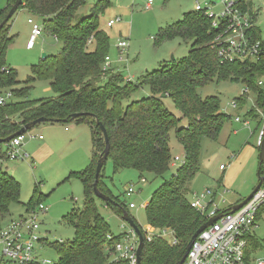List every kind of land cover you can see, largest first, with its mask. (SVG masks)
I'll use <instances>...</instances> for the list:
<instances>
[{
  "label": "trees",
  "instance_id": "trees-1",
  "mask_svg": "<svg viewBox=\"0 0 264 264\" xmlns=\"http://www.w3.org/2000/svg\"><path fill=\"white\" fill-rule=\"evenodd\" d=\"M14 1L10 0L0 11V23ZM84 4L85 0H22L19 9L40 18L43 32L59 42L62 48L57 55L46 56L38 65L32 66V77L27 80L29 84L35 79L48 81L53 98L0 106V162L8 160V143L1 140L34 120L43 117L58 120L59 124H85L90 131L92 157L84 170L71 172L68 177H75L83 184L84 205L80 210H72L65 218L74 228V239L51 244L58 257L54 264H128L126 261L110 263L104 252L105 245L111 246L120 238L111 235L94 203L95 167L104 150L103 135L96 122L105 128L113 172L132 169L138 172L140 179L147 174L161 178L170 170L174 157L169 144L173 133L183 150L184 164L152 194L146 207L147 224L157 234L147 242L142 233L144 247L140 264H176L193 234L206 222L186 197L190 183L200 171L201 140H216L229 119L221 112L218 97L203 99L197 89L214 78L218 81L240 80L256 95L257 107L262 110L264 92L257 82L264 70V56L256 62L219 64L211 48L215 30L211 28L210 19L190 12L157 36L158 41L179 37L189 42L188 57L163 65L140 81L130 82L112 70L102 71L109 46L106 33L99 29L98 18L106 4H96L88 16L77 19L78 10ZM242 9L246 7L243 5ZM9 22L0 31V90L15 83V72L5 65L4 58L13 41L8 35ZM251 34L255 39H261L259 29H252ZM262 46L264 48V38ZM143 87L149 89V96L131 100ZM165 98L173 101L180 118L166 109ZM242 99L236 100L238 108L245 103ZM74 114L85 115L72 120ZM248 114L258 118L256 110H250ZM182 120H185L183 126ZM259 175H263L260 165ZM102 176L101 170L99 191L115 203L106 205L120 217L124 212L128 213L120 199L103 184ZM19 197L18 183L0 168V229L11 204L19 203ZM39 202L35 191L26 208L34 209ZM163 231L172 234L171 242L159 236ZM108 235L113 241H107Z\"/></svg>",
  "mask_w": 264,
  "mask_h": 264
},
{
  "label": "rangeland",
  "instance_id": "rangeland-1",
  "mask_svg": "<svg viewBox=\"0 0 264 264\" xmlns=\"http://www.w3.org/2000/svg\"><path fill=\"white\" fill-rule=\"evenodd\" d=\"M9 1L0 0V11L7 7ZM196 2L202 7L210 4L211 10L209 11L215 14H219L222 10L220 0H85V4L78 10L77 19L88 16L96 4H106L102 14L99 15L98 24L99 29L104 31L108 37L107 55L111 67L124 80L137 82L142 80L147 73L163 65H169L173 61H181L188 57L189 42H184L179 37L158 41L157 36L161 30L179 22L185 14L193 12ZM251 2L259 12L257 27L264 36V0H251ZM146 5L150 6L148 10H145ZM29 19L39 26L42 25L40 18L24 9H19L8 25V35L13 41L4 58L5 65L15 72V83L2 90V93L10 94L6 104L54 97L48 81L35 79L29 84L27 80L32 77V66L40 63L42 55H57L62 45L43 32L42 36L36 40L34 48L27 49L26 45L31 31ZM116 19L119 21L112 27H107L108 21ZM119 40L126 41L128 44L121 62L118 61L116 49ZM258 80L262 81L264 87V70ZM244 90L245 85L240 80L218 81L217 78L197 89L198 95L203 99L218 97L220 110L229 119L223 125L216 140L208 138L201 140L200 171L189 185L186 196L189 203L194 200V195L205 189L221 193L222 187L219 183L227 175L231 176L227 182L229 191L223 194L226 203L230 200L243 201L258 184L257 140L262 124L259 123L258 118L248 114L250 110H259L256 95L252 92L244 95ZM21 91L23 93L19 94ZM149 94V89L143 87L131 97V100L146 98ZM243 95L245 103L239 108H233L232 103L237 99H242ZM163 103L172 115L180 118V113L171 99L165 98ZM236 117H239L241 122H235ZM244 121L248 122V126L243 124ZM184 122L185 120H182L181 126ZM45 127L49 126L38 125L23 135L21 150L29 155L28 160H5L0 162V168L18 183L20 189L19 203L11 204L9 215L6 218L16 219L25 215L26 206L35 191L40 201L39 204L47 208L46 213L38 218L41 225L37 234L44 241L36 245L35 250L41 247L42 250L38 253L39 260H48L54 264L58 257L51 244L67 243L74 239V228L65 218L72 210H80L84 205L83 184L75 177H68L70 172L81 171L88 165L92 157V146L88 127L80 124L74 127L69 134L56 132V135L48 138V141L55 136L56 140L59 139L58 145L40 148L35 153L39 145L37 137L41 136L45 139L47 136L43 129ZM28 134L34 138L28 139ZM169 146L172 157H182V149L173 133ZM249 148H253V153L248 155L246 151L250 150ZM33 153L35 156L32 155ZM241 155L240 162L237 163ZM173 163L175 165L161 178H153L152 175L147 174L140 179L138 172L132 169L114 173L111 159H107L102 168L101 181L112 195L118 197L125 205L128 214L140 231H146L149 228L146 220V207L152 194L168 182L181 166L180 162ZM229 163L232 164L231 168L226 169L225 172L219 170V166H227ZM129 188L133 189V193L126 196ZM94 203L98 214L108 224L111 235L120 238V242L124 243L122 235L128 232L129 227L103 201L94 198ZM128 204H134L135 209H129ZM215 206L219 210H224V205L219 201H215L211 209ZM4 225L5 221L2 227ZM257 225L254 233L250 235L246 249L251 262L264 261V222L260 221ZM164 239L171 242L173 236L167 233Z\"/></svg>",
  "mask_w": 264,
  "mask_h": 264
},
{
  "label": "built area",
  "instance_id": "built-area-1",
  "mask_svg": "<svg viewBox=\"0 0 264 264\" xmlns=\"http://www.w3.org/2000/svg\"><path fill=\"white\" fill-rule=\"evenodd\" d=\"M243 5L246 7L245 10L242 9ZM220 6L222 10L219 14L209 11L211 10L210 4H205L202 7L198 2L193 10L194 13L202 14L211 21V28L215 30L211 48L214 50L219 64L259 61L264 56L263 38L255 39L251 34V30L256 28L255 18L257 16V10L253 7L251 0H220ZM149 8V5L145 6V10ZM118 21L119 19L108 21L107 27H112ZM28 23L31 24V31L26 48L31 50L34 48L36 40L42 36L43 27L33 23L30 19ZM127 47L126 41L119 40L117 42L119 62L123 61ZM110 70L115 72L111 67L109 57L106 56L102 71L107 73ZM6 73L8 74L9 71L6 70ZM257 86L264 92L262 81L259 80ZM248 92L251 91L245 87L244 95ZM9 97L10 94H4L0 90V106H4ZM232 107H238L236 100L232 103ZM256 112L258 121L262 124L257 140L259 149L264 134V108L256 110ZM234 121L241 122L239 117L234 118ZM243 124L248 126L247 121H244ZM27 136L28 139L34 138L30 134ZM37 138L41 139L42 137L38 136ZM23 140L22 135L15 137L7 144L6 158L8 160L29 159V155L21 150ZM173 162H180V165H183L184 157L176 156L173 158ZM173 162L172 164L175 165ZM227 167L221 165L219 170L224 171ZM132 193L133 189L129 188L126 196H130ZM216 194L217 192L211 189H205L194 195V200L190 203L191 207L199 215L204 216L206 221L219 214L222 216L199 234L183 264H264L262 260L251 262L246 250L250 235L254 233L257 224L260 221L264 222V181L252 198L236 212H231V208L219 210L217 206L211 209L218 197ZM218 201L222 204L225 203L221 196ZM128 208L135 209V205L128 204ZM46 211L47 208L39 204L34 209L28 210L23 216L5 220L4 227L0 229V264H51L48 260H39L38 253L42 250L41 247L37 251L35 250V246L44 241L37 234V230L41 225L38 218ZM141 233L145 235L146 241L150 242L157 231L149 227ZM167 233L170 232L163 231L159 236L165 238ZM122 237L124 243L119 241L111 246L107 245L104 252L108 254L110 263L126 261L128 264H135L137 236L134 230L129 227L128 232L124 233ZM107 241H113V237L108 235Z\"/></svg>",
  "mask_w": 264,
  "mask_h": 264
},
{
  "label": "water",
  "instance_id": "water-1",
  "mask_svg": "<svg viewBox=\"0 0 264 264\" xmlns=\"http://www.w3.org/2000/svg\"><path fill=\"white\" fill-rule=\"evenodd\" d=\"M21 4H22V0H15L14 1V3L12 4L11 8L9 9L7 15L5 16V18L0 23V31L12 19L14 14L19 10ZM45 57H46V55H42V59H44ZM83 115H85V114H74V115H72V120H75V119H77L79 117H82ZM59 123H60V121H58V120H50V119H46V118L42 117V118H39L37 120H34L33 122H30V123L24 125L18 132H16L15 134L11 135L10 137H8V138H6L4 140H1V142L2 143H9L15 137L22 136L25 133H27L28 131L32 130L33 128H35L36 126L41 125V124H59ZM96 124L99 126V128H100V130L102 132V135H103L104 150L99 155V157L97 159V163H96V167H95V174H94L93 194H94L95 198L103 201L105 204H115L110 197H108L105 194L101 193L99 191V188H98L99 176H100V173H101V170H102L104 164L106 163V161L108 159L109 147L110 146H109V141H108V137H107L105 128L100 124L99 121H97ZM258 163H259L260 166L263 167V175L262 176H260V175L258 176V184H257V186L254 188V190L243 201H241L239 204H237L234 207H232L231 208V212H236L242 206H244L252 198L254 193L259 189V187L261 186L262 182L264 181V134H263V138H262V141H261V145H260L259 150H258ZM221 216H222V214H219V215L209 219L202 226H200V228L191 237L189 243L187 244V246L185 248V251H184L182 257L180 258V260L176 264H183L184 263V261H185L187 255H188L193 243L195 242V240L199 236V234L202 231H204L206 228H208L212 223H214L218 219H220ZM121 219L131 229L134 230V232H135V234L137 236L138 246H137V250H136L135 264H140L141 255H142V251H143V247H144L143 235H142L141 231L139 230V228L134 223V220L131 218V216L127 212H124L121 215Z\"/></svg>",
  "mask_w": 264,
  "mask_h": 264
},
{
  "label": "crops",
  "instance_id": "crops-1",
  "mask_svg": "<svg viewBox=\"0 0 264 264\" xmlns=\"http://www.w3.org/2000/svg\"><path fill=\"white\" fill-rule=\"evenodd\" d=\"M254 7V6H253ZM255 8V7H254ZM258 17H259V12H257V16H256V18H255V20H256V28L258 29V27H257V21H258ZM261 37L262 38H264V36H262L261 35ZM43 125H45V126H49V127H45V128H43L45 131H46V138L45 139H43V138H41V139H37L39 142V145L37 146L38 148L34 151L35 153L40 149V148H43V147H45V148H49V146L50 145H58V143H59V139H57L56 140V138H55V136L52 138V140L51 141H48V138H51L53 135H56V132H63V133H67V134H69V132H71V130L74 128V127H76L77 125L76 124H74V123H71V124H43ZM59 125V126H58ZM184 125H185V123H184ZM55 127H57V128H55ZM89 130V129H88ZM89 134H90V131H89ZM90 138H91V136H90ZM92 146V145H91ZM181 147V146H180ZM182 149V148H181ZM250 149V148H249ZM35 153H33L32 155L33 156H35L34 154ZM246 153L249 155L250 153L252 154L253 153V148H251L250 150H247L246 151ZM247 155V156H248ZM182 156H183V150H182ZM241 157H242V155L240 156V158H238L237 159V163H239L240 162V159H241ZM90 161V160H89ZM88 164H89V162H88ZM174 165H172L171 167H173ZM228 167L226 168V169H229V168H231L232 167V164L231 163H229L228 165H227ZM86 167H87V165H86ZM85 167V168H86ZM220 167V166H219ZM84 168V169H85ZM83 169V170H84ZM226 169L224 170V171H221V172H225L226 171ZM82 171V170H81ZM74 172H79V170L78 171H74ZM71 173V172H70ZM231 176V175H230ZM230 176H226L225 178H224V180L222 181V182H220L219 184H220V186L223 188H221V193H217V195H218V197H217V199H216V201L218 202V200H219V198H220V196L221 197H223V194H225V193H228V183L227 182H229V178H230ZM227 188V189H226ZM240 202H236V201H232V200H230L229 201V203H226V201H225V203H223L222 205H224L222 208L224 209V210H226V209H229V208H232V207H234L235 205H237V204H239ZM28 211V208H26V212Z\"/></svg>",
  "mask_w": 264,
  "mask_h": 264
}]
</instances>
